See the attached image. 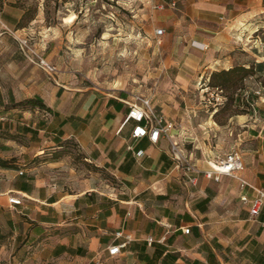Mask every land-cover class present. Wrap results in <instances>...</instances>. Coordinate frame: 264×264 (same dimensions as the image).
<instances>
[{
    "label": "crops",
    "instance_id": "1",
    "mask_svg": "<svg viewBox=\"0 0 264 264\" xmlns=\"http://www.w3.org/2000/svg\"><path fill=\"white\" fill-rule=\"evenodd\" d=\"M158 3L167 5L159 12L161 38L180 66L182 87L207 71L264 70L255 28L261 0ZM42 55L59 71L50 75L14 53L8 61L13 82L0 97V157L14 159L0 166V264H264V206L252 217L241 200L253 197L250 187L232 176L205 175L210 159L221 155L191 148L198 140L186 131L190 124L180 109L157 110L152 102L174 127L155 143L148 135L134 137L138 123L127 119L134 95L87 85L78 69L64 68L65 60ZM20 65L27 69L18 76ZM31 98L46 108L16 104ZM229 121L237 131L223 158L238 150L244 163L238 176L264 188V105L260 118L235 113ZM13 141H21L15 155L1 150ZM173 143L197 171L174 167ZM71 144L107 176L88 170L79 182L67 180L58 168L73 177ZM120 230L132 240L110 255L108 247L124 240L115 236Z\"/></svg>",
    "mask_w": 264,
    "mask_h": 264
},
{
    "label": "rangeland",
    "instance_id": "2",
    "mask_svg": "<svg viewBox=\"0 0 264 264\" xmlns=\"http://www.w3.org/2000/svg\"><path fill=\"white\" fill-rule=\"evenodd\" d=\"M158 4V0H0V97L13 82L8 71L13 54L30 61L22 49L26 40L40 54L53 52L65 60V69H78L87 85L122 88L130 96L149 97L157 110L180 109L190 124L186 131L198 140L191 148L197 145L200 151L208 149L221 155L210 159L212 162L223 159L230 149L228 138L237 131L232 129L235 124L229 121L230 116L253 113L260 118L264 70L254 69L230 87L211 86L212 74L207 71L193 85L182 87L177 80L180 66L171 59L167 41L155 33L161 28L159 12L167 7L164 3L160 10ZM258 13L255 28L262 46L264 0ZM23 68L27 66L20 65L18 76ZM258 90L260 94L255 92ZM237 92L241 93L239 98ZM196 120L203 126L196 125ZM10 143L8 149L1 150L15 155L21 141ZM67 151L72 153L73 177L67 167L58 168L67 180L79 182L88 170L107 176L86 162L73 144ZM58 157L66 159L68 155Z\"/></svg>",
    "mask_w": 264,
    "mask_h": 264
},
{
    "label": "built area",
    "instance_id": "3",
    "mask_svg": "<svg viewBox=\"0 0 264 264\" xmlns=\"http://www.w3.org/2000/svg\"><path fill=\"white\" fill-rule=\"evenodd\" d=\"M164 3L157 5V8H163ZM166 30L164 28L156 29L155 33L157 37L161 38L165 34ZM18 37V36H17ZM16 37V38H17ZM20 38V37H18ZM22 49L30 59L31 62L38 65L43 71L52 75L58 72V68L55 64L49 61L45 56L40 54L37 50L29 47L27 41H23ZM28 49L26 50V48ZM32 55V57H31ZM260 94V90L255 91ZM130 105V111L128 113L127 119H134L138 125L134 130V137H144L149 136L152 142H157L159 137L164 135H169L170 130L174 127L173 123H165L163 116L156 113L155 108L152 105V100L145 96H134L131 101H127ZM173 158L175 160V168L185 169L186 171H197V167L193 164L190 158L183 154L181 149H179L177 144L172 145ZM142 151L138 152L141 155ZM244 163L242 155L238 150H233L227 154L223 159L215 160L214 163L209 161V169L205 171V175L209 178L219 180L221 175H228L238 178L241 181V186H248L254 191L253 197H248L243 195L241 200L244 203H249L250 214L252 217L259 215L262 207L264 206V188L253 185L249 181L238 176V172L243 169ZM10 202L13 204H20L21 200L17 198H10ZM190 229L186 228L185 232H189ZM116 237H123L124 240L117 244H112L108 247L110 255H116L120 250L127 245L132 240V235L125 233L123 230L117 231L115 233ZM153 239L149 237L151 242Z\"/></svg>",
    "mask_w": 264,
    "mask_h": 264
},
{
    "label": "trees",
    "instance_id": "4",
    "mask_svg": "<svg viewBox=\"0 0 264 264\" xmlns=\"http://www.w3.org/2000/svg\"><path fill=\"white\" fill-rule=\"evenodd\" d=\"M254 72V66L246 67L243 65L234 66L233 68H230L228 70L222 69L219 71H214L211 75V86L216 87H230L232 85H236L241 79L244 77H247L251 75ZM219 78V81H216V79ZM17 105H23V106H40L43 108H46V105L40 98H31L26 99L23 101H20L16 103ZM14 159L6 160L0 157V166L7 167L11 165V162Z\"/></svg>",
    "mask_w": 264,
    "mask_h": 264
},
{
    "label": "bare ground",
    "instance_id": "5",
    "mask_svg": "<svg viewBox=\"0 0 264 264\" xmlns=\"http://www.w3.org/2000/svg\"><path fill=\"white\" fill-rule=\"evenodd\" d=\"M212 163H214V162H212Z\"/></svg>",
    "mask_w": 264,
    "mask_h": 264
}]
</instances>
